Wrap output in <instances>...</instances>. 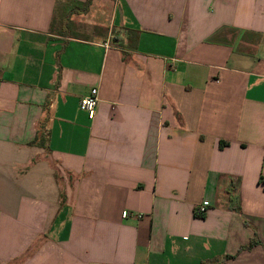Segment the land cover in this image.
<instances>
[{"label":"crops","instance_id":"obj_1","mask_svg":"<svg viewBox=\"0 0 264 264\" xmlns=\"http://www.w3.org/2000/svg\"><path fill=\"white\" fill-rule=\"evenodd\" d=\"M87 1L0 0V264H264V0Z\"/></svg>","mask_w":264,"mask_h":264},{"label":"built area","instance_id":"obj_2","mask_svg":"<svg viewBox=\"0 0 264 264\" xmlns=\"http://www.w3.org/2000/svg\"><path fill=\"white\" fill-rule=\"evenodd\" d=\"M98 95V89L94 88L90 91L88 95L83 97L80 101V109L88 115L89 119H94L97 115V107L99 102ZM208 207L209 203L205 202L204 204L198 207L196 214L198 216H203L206 213ZM123 216L127 217L128 212H124Z\"/></svg>","mask_w":264,"mask_h":264},{"label":"rangeland","instance_id":"obj_3","mask_svg":"<svg viewBox=\"0 0 264 264\" xmlns=\"http://www.w3.org/2000/svg\"><path fill=\"white\" fill-rule=\"evenodd\" d=\"M91 32H92V31H91L90 29L88 30V29H86V28H84L83 30H80V31H79V33H83L84 36H86V35H90Z\"/></svg>","mask_w":264,"mask_h":264},{"label":"trees","instance_id":"obj_4","mask_svg":"<svg viewBox=\"0 0 264 264\" xmlns=\"http://www.w3.org/2000/svg\"><path fill=\"white\" fill-rule=\"evenodd\" d=\"M91 0H88L86 3V6L88 7L90 5ZM254 244L256 243V241L253 242Z\"/></svg>","mask_w":264,"mask_h":264}]
</instances>
